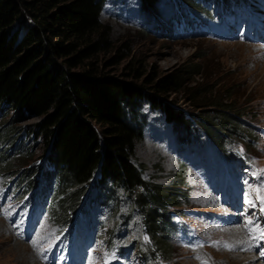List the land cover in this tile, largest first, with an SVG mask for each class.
<instances>
[{"label": "trees", "instance_id": "16d2710c", "mask_svg": "<svg viewBox=\"0 0 264 264\" xmlns=\"http://www.w3.org/2000/svg\"><path fill=\"white\" fill-rule=\"evenodd\" d=\"M103 1L0 0V106L10 107L17 115L16 122L28 115L38 118L22 133L7 129L11 135H2L1 130V136L21 143L22 138H42L45 146L49 145L43 157L60 178L65 195L63 218L68 217L66 209L71 210L93 182L105 196H113L115 203L120 204L116 193H121L133 210L140 211L151 238L168 256L162 238L170 225L167 205L176 204L182 193L143 179V165L132 162L134 142L143 135L141 103L159 109L181 141L199 128L219 140L226 134L222 128L242 137L247 134L241 127L252 129L240 121L246 110L230 99L233 87L229 85L233 82L215 89L219 80L213 81L197 64L162 75L145 70L140 60L129 62L121 75L100 69L96 57L108 48V31L98 18ZM158 1L140 0L148 19L158 21ZM194 76L199 80L193 82ZM170 93L181 94L195 109L215 112V121L219 117L233 124L221 128L207 115L174 108V101L164 97ZM32 147L24 144L26 154L16 158L18 164H25ZM19 171L30 183L38 166Z\"/></svg>", "mask_w": 264, "mask_h": 264}, {"label": "rangeland", "instance_id": "374dc122", "mask_svg": "<svg viewBox=\"0 0 264 264\" xmlns=\"http://www.w3.org/2000/svg\"><path fill=\"white\" fill-rule=\"evenodd\" d=\"M161 2L163 3H159L160 5L158 6V11L160 12L159 26L152 21L153 18L151 20L148 19L145 12L141 11L139 0H104L98 18L102 28L108 31L106 36L108 48L100 52L96 57L99 68L104 69L111 75H121L124 67L129 62L140 60L145 70H152L162 75L176 69L184 68L187 64H197L202 73L207 72L211 75L212 79L216 78L217 81L219 80L218 84L217 82L215 83V89L220 84L229 85V83L233 82V84L229 85L233 87L232 97L230 99L236 101V104L240 105L239 108L247 112V114L240 117V121L244 122L247 119H251V125L264 127V48L253 39L246 37V31H242L238 27L233 26L236 21V15L241 11L238 3H235L231 7L229 14H223L222 19L213 15L212 17H208L206 23L200 26L196 25L193 19L190 20L189 24H186V18L184 16H181L179 19L171 18V14L177 6L178 0H161ZM186 4L188 6H184L188 9H190L189 6L191 7L193 5L190 2ZM224 19L226 20L227 26L221 27V22ZM28 21H25L22 26L25 27ZM161 25H166L171 30L170 36L163 35V33L169 30L166 31ZM199 78V76H194L193 82L198 81ZM164 97L169 98V100L171 99L170 101L173 100L172 107L183 112L196 116L207 115L213 121L217 118L214 115L215 112L207 110V108L195 109L188 105L179 93H170ZM140 113L145 114L146 125L142 139L134 142L132 162L136 161L143 165L141 173L143 179L164 184L170 187L175 194L179 192L184 194L188 191L185 198L176 204V209L180 210L176 212V219L182 223L193 222L197 225L198 229L202 230L201 223L189 216V211L193 210L194 206H198L193 203V199H195V181L192 179V175H194V172L196 175L199 174L200 170H206V167L213 171L218 170L222 172L219 165H203L204 161L213 163V159L215 158L213 151L210 150V153L207 155L204 149L205 143L201 142V140L200 142L191 143V152H189L191 159L186 158V163L184 162L186 164L185 168L177 166L176 152L178 150L176 146L178 142L175 139V133L172 131L171 125L165 121L160 111L152 109L147 102L141 103ZM15 114L10 107L0 106V131H3L2 135H8L10 131H7V129H18L22 133L24 128L30 129V126L38 121V118H32L28 115L24 121L16 122L14 116L17 115ZM251 115L254 116L251 117ZM215 123L221 128L223 124L226 126L233 124L219 117ZM244 127L246 128V126ZM241 128L243 133L247 134L245 138L235 134L233 136L232 134V138L241 144L233 146L232 148L235 159L238 156L241 158V155H243L242 147H244L258 163L264 164V135L260 134V131L256 129V134L254 133L250 137H254L257 141L251 144L248 139V132L250 131L249 133H252V130H244L243 127ZM222 131L230 134L231 129L222 128ZM207 134L210 137H214L208 132ZM5 138L1 136L0 132V148L7 145V143L10 146L14 139L12 138L10 142ZM22 139L27 146L33 145L30 157L27 158V161L23 165L18 164L16 158H19L21 155L24 156L26 154L25 149H22L20 155H16L17 152H15V154H11L10 156L7 154L14 150V148L4 146L3 149H0V264H17L16 257L13 258L7 250V246L10 247L14 243L20 244V248L22 247L20 252L23 256L29 255V264L34 260L42 264V260L39 258L35 259L34 253H37V244L32 243L28 246L27 241L23 240L24 238H21L20 241L16 237L20 235V232H34L43 237L42 242L44 244L59 229L56 224L59 222L55 221L54 223L48 217L42 216L32 224L23 225V221L20 220V214L27 215L31 213L30 209L32 206L26 205L25 203L22 204L24 199L22 200V198L17 197L14 191H11L14 187L13 184L3 185L4 182L10 181L19 170L30 171L34 163L41 162L44 149L49 146H45L42 138L34 140L32 138L31 140ZM214 140L220 149L226 151L223 140ZM235 167L234 165L233 177L240 181V172L243 170L239 172L237 171L238 167ZM254 170V167H251L246 172L249 174L250 171ZM248 174L247 177H249ZM177 176L181 177L179 182ZM31 196L33 198L36 197V195ZM212 206L210 204L207 208L213 209L214 207ZM226 209L229 210L228 208ZM40 211L41 209L37 210L36 214H40ZM43 215L45 214L43 213ZM8 218L12 220L18 219V222L15 223L19 229L18 233H12L10 229L11 225H9L11 223H6V219ZM81 219L86 220V216L81 215ZM78 227V223L75 222L74 229ZM90 227L92 229L95 228L97 237H101L100 243L102 249L109 252L105 248L107 235L104 231L101 233L99 230L101 224L95 227L91 225ZM137 229H139V217L136 215L129 221L127 231L130 233L128 235L140 239L139 233H136L138 231ZM232 231H237L238 234H235L239 235L240 230L238 228H234ZM69 232L70 230H67L56 244L58 246L63 240L64 247L62 251L57 249L53 256V251L56 246L48 245L46 247L47 252H44L42 248V257L45 259L53 258L54 262L58 264H71L74 261L84 264L86 260L77 255L73 257L72 261L71 257L68 260L64 258V253H66L69 243ZM88 233L91 232L89 231ZM203 233L209 234L217 240L228 236V231L225 229L216 231L203 229ZM237 237H233V239L237 241L239 238ZM178 239L175 238V241L170 242L165 240L170 253L167 256L168 262L162 264H197L189 256V249L183 248V243L181 241L178 242ZM71 247H74L72 242ZM205 249L209 250L217 258L214 264H249L246 263V260L249 258L237 257L238 253L236 252L224 249L216 250L212 247H206ZM205 249L203 248L201 251L204 252ZM207 250L205 252H208ZM237 252L240 253V251ZM120 256L125 264H141V260L136 257L135 252L128 250L126 247ZM260 262L251 263L262 264Z\"/></svg>", "mask_w": 264, "mask_h": 264}, {"label": "bare ground", "instance_id": "6f19581e", "mask_svg": "<svg viewBox=\"0 0 264 264\" xmlns=\"http://www.w3.org/2000/svg\"><path fill=\"white\" fill-rule=\"evenodd\" d=\"M228 209H229V207H227ZM237 229V228H236ZM233 233H236V234H238V232L236 231V232H233ZM235 234V235H236ZM6 236H8V235H6ZM237 236H239V235H237ZM6 238V237H5ZM238 238V237H237ZM236 239V238H235ZM234 240V239H233ZM22 248V247H21ZM21 248H20V244L19 243H14L12 246H10V247H8L7 246V250L10 252V255L13 257V258H15V260H16V263L17 264H29L28 262V260L30 259L27 255H25V256H23L22 254H21ZM235 250V249H234ZM237 251H240V253L238 252V254H237V257H245V258H249L250 260L249 261H253L254 260V258L256 257V255L255 254H253V253H250L249 251H244L242 248H237L236 249ZM26 251V250H25ZM24 251V252H25ZM243 252V253H242ZM245 252H247V253H245ZM31 254V253H30ZM251 259H253V260H251ZM30 264H40L37 260H34L32 263H30ZM249 264H252V263H249Z\"/></svg>", "mask_w": 264, "mask_h": 264}, {"label": "snow or ice", "instance_id": "6c2138e0", "mask_svg": "<svg viewBox=\"0 0 264 264\" xmlns=\"http://www.w3.org/2000/svg\"><path fill=\"white\" fill-rule=\"evenodd\" d=\"M262 199H264V198H262ZM249 203H251V201H249Z\"/></svg>", "mask_w": 264, "mask_h": 264}]
</instances>
